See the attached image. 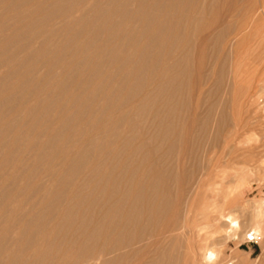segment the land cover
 Returning a JSON list of instances; mask_svg holds the SVG:
<instances>
[{
    "label": "bare ground",
    "instance_id": "obj_1",
    "mask_svg": "<svg viewBox=\"0 0 264 264\" xmlns=\"http://www.w3.org/2000/svg\"><path fill=\"white\" fill-rule=\"evenodd\" d=\"M166 1L0 0V264L5 254H9L10 241L13 244H15L13 241H16V244L20 243V241L17 242L19 237H22L18 234L20 228H23L22 233L25 237L22 242L23 250L33 251L30 253L33 255L29 258L31 260L40 256L36 254L38 251L52 252L53 243H57L52 239L54 233L52 232L50 237L44 231L54 225L52 221L57 214H60L58 217L61 218L62 225L68 228L73 229L77 226L78 231H81L82 225L87 223L86 220L79 223L77 215L84 203L90 199V193L87 197L83 193L93 186L98 190L104 184L102 180H96V178L104 170L103 162L108 156L105 153L114 155L111 151L108 152L106 147L112 140L120 139L123 124L132 113L131 109L124 108V104L134 94H141L147 87L149 76L155 75L160 69L164 62L163 50L160 49L169 44L171 46L169 58L172 60V49L180 48V34L170 41L168 20L160 19L166 16ZM157 48L159 52L154 54ZM188 60L189 55H184L181 62L186 63ZM178 61L174 59L170 66H165V69L157 73V77L153 80V83L155 80L157 83L155 82V87L152 86V92L155 95L165 94L175 98L181 90L184 91L186 86V83L184 86L186 81L184 78L190 66L183 64L184 67L186 66L183 69L179 67ZM146 97H142V102L135 110L142 117L147 114L152 104ZM176 105L174 101L172 105L167 103L172 111L177 110L179 106ZM111 106L114 111L110 110ZM91 109L98 116L95 119L87 117L90 121L84 124L85 115L88 116L90 114L88 111ZM93 115L92 113L91 116ZM156 116L155 120L158 121ZM206 116L209 117V115ZM171 120L164 126L162 120L156 123H160L159 128L161 125L164 129L166 128L164 132H168L169 135L172 126L175 125L172 124L175 122L173 118ZM204 124L207 126L206 122ZM133 137V133L125 137L123 144L133 142ZM142 143L143 146L145 141ZM96 150L98 154L95 153ZM95 161L98 163L93 165ZM111 182L105 185L108 187L104 188L103 194L109 185L112 184L115 188L120 185L117 181ZM101 192L95 198L96 200L102 198ZM49 193L52 195L50 196ZM129 196L128 190L119 194L114 204L111 205L109 200L108 207L101 218L102 222L97 221L98 223L96 222L97 224L93 226L94 230L90 233L85 231L81 234H85V237L81 236L85 238L82 247L74 251L76 254L73 255L74 257L61 259V264H94L96 261L101 262L100 264H109L111 258L107 259L106 256L116 251L120 252L126 242L121 237L122 233H117L120 225L115 228L114 233H111V230L114 226L112 222L118 220L120 210L126 206ZM66 202H71L73 205L67 206ZM164 204L166 207L169 206L168 202H163L162 205ZM255 210L251 231L244 237L247 240L248 235L255 236V232L258 231L262 237L257 242L260 243L264 241L262 227L264 210L262 206ZM217 213L215 222L210 224L211 227L217 231L218 224L224 221L225 234L236 238L240 229V221L236 213L230 211L226 213L223 210ZM108 220L111 223L107 228ZM200 231H204L203 227ZM16 233L19 237L14 236L13 239L12 236ZM103 234H107L106 240L103 241L104 245L99 246L97 244L104 236ZM55 238L57 240L58 237ZM76 239L80 241L77 237L75 243L78 242ZM132 240L133 238L126 243L130 244ZM206 246L208 247L205 249L201 247L202 264H204V255L209 250H214L212 244L210 246L209 243ZM6 250L8 253H5ZM214 251L217 255L219 254L217 250ZM21 253L18 248L11 252L13 256L9 254L13 262L10 260H7V263L3 262L29 264L28 259V261L23 260V255L26 254ZM47 255L44 253V256ZM52 255L54 254H50V257ZM45 258L48 259V257ZM52 259H48L50 264L54 260ZM232 260L230 259L226 264L229 262L234 264L237 261ZM159 263V261L152 262V264Z\"/></svg>",
    "mask_w": 264,
    "mask_h": 264
},
{
    "label": "rangeland",
    "instance_id": "obj_2",
    "mask_svg": "<svg viewBox=\"0 0 264 264\" xmlns=\"http://www.w3.org/2000/svg\"><path fill=\"white\" fill-rule=\"evenodd\" d=\"M165 7L166 16L160 19L168 20L170 41L180 34V48L172 49L171 60V46H163L160 50H163L164 62L160 69L155 75L152 73L149 76L147 87L141 94H134L124 104V108L131 109L132 113L130 120L123 124L120 139L112 140L106 147L114 155L105 153L108 156L103 162L104 170L96 178L104 184L98 190L93 186L83 193L85 197L90 193V199L80 208L81 212L78 210L77 215L79 223L84 220L87 223L78 231L77 226L73 229L63 226L58 217L60 214H57L55 219L58 222L53 219L54 225H49L50 228L44 231L50 237L54 233L52 239L57 243H53L51 253L42 251L49 255L44 256V253L38 251L36 254L40 256L31 259L32 261L29 258L33 256L30 254L33 251L23 250L22 242L25 237L23 228H20L18 234L22 237L17 233L12 236L13 239L14 236L19 237V240H15L20 243L17 245L16 241H13L15 244L10 241V256L11 252L19 248L20 252L26 254L23 255V260L28 259L29 264H50L49 260L52 258V264H61L64 257H74V251L82 247L85 239L81 237H85V234H81L85 231L90 233L94 230V225L102 222L107 202L111 200V205L114 204L119 194L129 190L126 206L120 210L118 220L112 222L114 226L111 233L120 225L117 233H122V239L127 242L133 238L134 241L130 244L125 242L121 249L123 252L120 250L108 254L107 259L111 258L109 264H152L154 261H159V264H202L201 247L205 249L209 243L219 253L216 264H226L230 259L237 260L234 264H264V241L250 244L244 237L251 231L255 209L262 206L264 210V0H167ZM158 48L154 54L159 52ZM184 55H189L190 64L181 62ZM174 59L179 60V67L183 69L190 66L184 78V91L181 90L180 96L176 95L175 98L165 94L155 95L152 92V86L155 87L156 82L155 80L153 83L154 78L159 71L170 66ZM122 73L125 75L124 71ZM145 96L152 104L148 115L142 117L135 110ZM172 101L180 107L174 112L167 106V103L172 105ZM91 110L88 112L95 116L86 114L84 124L90 121L87 117L95 119L98 116ZM110 110H113V106ZM155 116L158 121H163V126L173 118L174 132L170 131L168 135V132H164L166 128L162 125L159 128L160 123H156L158 121ZM132 133L133 142L124 145L125 137ZM143 141L145 144L142 146ZM95 153L98 154V151ZM97 163L95 161L92 164ZM116 181L120 185L116 188L109 185L103 194L104 188L108 187L105 185ZM99 192L102 198L96 200ZM163 202H168L169 206L162 205ZM70 203L66 202L67 206L73 205ZM26 209L29 210L27 206ZM220 210L234 212L239 218L240 229L236 238L225 234L224 221L218 222L217 231L211 227L210 224L215 222ZM106 223L108 228L111 221ZM200 225L206 233L200 231ZM262 227L264 230V221ZM103 235L98 241L99 246L104 245L103 241L106 240L107 234ZM76 236L80 239H76L77 243ZM207 237L211 239L208 240ZM8 252L6 250L5 253ZM9 254L4 256L3 261L6 263L7 260L13 262ZM50 254L54 255L50 257ZM43 257H48L49 260ZM3 261L1 264H6Z\"/></svg>",
    "mask_w": 264,
    "mask_h": 264
},
{
    "label": "clouds",
    "instance_id": "obj_3",
    "mask_svg": "<svg viewBox=\"0 0 264 264\" xmlns=\"http://www.w3.org/2000/svg\"><path fill=\"white\" fill-rule=\"evenodd\" d=\"M255 236L257 242H259V240L262 238L258 231L255 232ZM218 258L219 257L214 250H209L203 257L204 264H216Z\"/></svg>",
    "mask_w": 264,
    "mask_h": 264
},
{
    "label": "built area",
    "instance_id": "obj_4",
    "mask_svg": "<svg viewBox=\"0 0 264 264\" xmlns=\"http://www.w3.org/2000/svg\"><path fill=\"white\" fill-rule=\"evenodd\" d=\"M246 242L250 244H257L256 237L253 234L248 235Z\"/></svg>",
    "mask_w": 264,
    "mask_h": 264
}]
</instances>
